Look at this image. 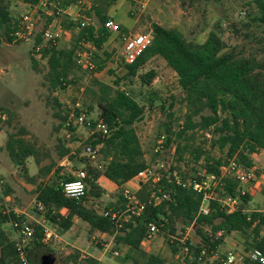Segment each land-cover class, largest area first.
<instances>
[{"label": "trees", "instance_id": "obj_1", "mask_svg": "<svg viewBox=\"0 0 264 264\" xmlns=\"http://www.w3.org/2000/svg\"><path fill=\"white\" fill-rule=\"evenodd\" d=\"M22 2L32 8L39 4L40 0H0V34L7 42L14 40L13 32L18 28L19 16L12 11L14 2ZM59 7L70 6L76 0H58ZM114 0H104L110 5ZM253 5L250 20L259 27H264V0H249ZM93 12L98 20L97 26L89 25L80 27V20H70L63 15L62 26L65 30L75 29L72 44L68 47L57 48L56 44L48 43L41 50V58L47 57L46 77L52 89L69 83V76L76 68H84L76 64L74 56L78 49L84 48V44L93 46L92 58L95 69L92 72L104 68V62L96 60L97 51L101 49L112 32L105 22L108 19L104 8L90 4L85 14L92 16ZM51 19L48 14L47 20ZM121 30V28H120ZM152 42L147 49L131 64L123 62L125 78H132L137 71L150 58L161 57L166 64L176 73L178 84L184 94L185 112L182 124H178V130L173 129L172 112L166 115L168 120L164 122L166 134L164 146L166 154L174 149V164L172 168L180 171L183 177L191 176L196 172L186 174L181 163L186 162L185 153H190L191 160L197 163L202 159L200 168L208 174H219V167L224 161L222 156H215L212 152L217 150L224 154L225 159L234 157L246 167L252 166L250 155L258 149L264 150V58L259 59L254 55H242L235 52L234 48L221 36V24L215 23L203 42L188 40L184 34L175 27H164L152 22L150 25ZM37 41L40 40L38 36ZM35 64V61H33ZM84 70L89 71L87 68ZM155 73L150 70L140 76L142 83H150ZM93 84L98 87L95 103L98 108L96 121L102 120L106 125V132H96L88 136L85 145L95 146L100 144V152L105 163L97 169L91 165L85 166L86 194L81 200H75L66 196L61 189L62 180H71L70 176L55 175L47 181H39L35 184L34 195L37 201L44 205L42 218L61 231H67L73 225L76 217L87 224L88 232H104L112 235L116 244L128 247L129 258L133 253L131 264H164L165 260L158 254L143 250L142 245L148 231V224L154 222L162 224L158 234L164 233L167 242L173 251L179 250L178 240H171L169 235H174L177 222L183 228L191 226V231L199 235V241L192 243L186 239L183 247L186 262L189 264H219L216 260L210 261L212 252L224 243L228 235H233L241 241L244 251L253 248L264 252V236L260 235V226L264 223V215L258 211L247 212L240 205L234 212L227 213L215 200H210L208 214H198V207L202 194L191 188H183L173 181L162 179L160 182L150 181L144 184L137 192L139 199H144L148 194L159 187L170 193V199L158 205H147L140 215H130L126 221H122V227L116 230L115 224L109 218L103 216L96 206L87 204L91 198H99L104 190L97 180L101 177L115 183L118 187L133 178L138 171L148 165L144 158V151L139 137L134 128L144 112V107L139 105L134 98L128 96L122 90L113 88L112 85L93 79ZM118 85V80L114 81ZM91 107H89L90 109ZM164 109V105H160ZM64 125L66 113L60 115ZM75 125L68 126L69 132L75 130ZM202 131L201 144H195V131ZM207 134L210 136L207 138ZM209 141V148L204 144ZM72 141L58 137L57 159L69 152L62 142ZM203 145V146H202ZM6 149L16 165H24L29 157H33L39 163V150L33 143L20 136L17 132H10L6 140ZM164 151V152H165ZM176 156V157H175ZM189 161H187L188 163ZM55 162L39 169L42 174H49ZM26 171V168L24 169ZM57 170V169H56ZM55 170V171H56ZM57 172V171H56ZM259 170L256 171L258 174ZM264 172V169L262 170ZM55 173V172H54ZM54 175V174H53ZM29 181H34L33 176L25 174ZM238 183L226 178L224 192L222 194H236ZM264 196V190H263ZM122 195V194H121ZM248 195L240 196V200L246 201ZM125 200L109 202L105 209L122 210ZM66 208L67 215H62L59 210ZM5 207L0 205V264H24L18 258L12 228L7 231L4 223L12 219H23L14 212H5ZM31 222V221H30ZM34 233L26 249L28 262L26 264H38L39 257L44 253H52L49 246L41 239L43 227L31 222ZM222 231L220 235L217 232ZM182 236V235H181ZM176 237V236H175ZM203 251V253H202ZM79 256V251L69 254ZM69 256V257H70ZM88 264H100L92 256H84ZM245 264H258L245 260Z\"/></svg>", "mask_w": 264, "mask_h": 264}, {"label": "rangeland", "instance_id": "obj_2", "mask_svg": "<svg viewBox=\"0 0 264 264\" xmlns=\"http://www.w3.org/2000/svg\"><path fill=\"white\" fill-rule=\"evenodd\" d=\"M58 1L61 3L63 0ZM77 1L71 4L70 12H75ZM89 4L104 8L107 18L113 19L121 30L112 32L101 49L97 51V62H104L102 70L92 72L84 68H76L69 76V83L66 82L63 86L54 89L50 87L46 77L47 57L35 56L32 51V41L7 42L0 34V205L7 206L26 221L36 223L41 222L42 218V213L35 205L36 199L33 193L35 184L52 176L54 178L55 175L66 174V166L59 165V159H57L58 137L64 139L68 136L72 137L69 148L73 153L68 159L74 174L79 169H85L86 165H92L80 154L88 138L87 130L77 126L71 134L67 126L59 127V124L62 123L60 115H64L76 101L82 104L88 117L93 119L97 117L98 108L95 98L98 87L93 84V79L124 91L144 107L143 115L134 123V128L148 164H153L157 160L172 159L174 162V149H170V152L166 154L167 150L158 153L154 148L158 134L164 132V122L168 120L166 115L168 112L173 113L171 121L174 130H178L177 123L183 122L184 94L178 84L177 75L161 57L154 56L138 69L134 77L125 78V68L120 54L122 33L148 32L151 23L155 22L164 27L178 28L188 40L203 42L214 24L219 22L221 36L234 48L235 52L242 55H254L259 59L264 58V27L256 26L250 20L254 8L249 0H148L144 8L131 0H114L110 5H106L104 0H90ZM54 6L59 4L52 0L51 5H40V8L35 10V16L39 17V27L45 26L52 19L51 16V19L47 20V16L48 11H52ZM32 10L33 8H29L22 2L16 1L12 4V11L17 17L23 12ZM91 14L93 23L97 26L98 20L93 12ZM61 17L64 18L60 16L58 19L63 29ZM75 34V29H63L56 47L70 46ZM150 70L155 73V76L150 83H142L140 76ZM116 80H118L117 86L114 85ZM161 104L164 105V109L160 108ZM10 132H17L38 148L39 163L33 157H29L24 165H16L12 161L6 149V140ZM202 134H204L202 131H195V144H201ZM64 144L67 145V143ZM204 145L209 148V141L207 140ZM212 152L225 160L224 154L217 150ZM184 157L186 162L180 164V169L186 174L191 173L194 168L196 171L200 169L202 159L195 163L188 152L184 154ZM250 158L252 166L258 167L259 172L253 180L242 184L248 198L246 201L240 200V205L247 212L258 211L264 215L262 193L264 150H256ZM53 162H55L53 171L57 169L54 175L40 173L41 167ZM25 174L33 176L35 180H27ZM100 184L104 193L99 198L90 197L87 204L98 205V208L102 210L109 202L119 201L122 195L119 187L110 189L109 185L106 187L103 181ZM47 224L49 225L48 222ZM3 228L7 231L11 229L9 223H4ZM185 229L180 222H177L174 235L181 238ZM56 233L59 241L56 244L47 245L52 250L50 256L55 259L54 264H88L83 259L85 252L95 256H99L102 252L100 264H131L132 258L136 256L131 253L130 257L126 258L129 254L127 246L121 243L116 244L113 237H101L96 231L87 232L83 225L67 233L57 229ZM260 235L264 236V223L260 226ZM188 239L196 243L199 241V235L190 229ZM72 243L76 247L70 245ZM105 245L109 247L104 252ZM182 246V243L177 244L179 250L173 251L164 233H161L155 234L151 240L142 245V248L163 257L164 264H189L185 259V247L182 248ZM112 249L117 250L119 254L112 255ZM229 249H243L241 241L232 234L225 238L216 253L221 255ZM76 250L79 251L78 257L69 255L74 254ZM40 254L42 256V253Z\"/></svg>", "mask_w": 264, "mask_h": 264}, {"label": "built area", "instance_id": "obj_3", "mask_svg": "<svg viewBox=\"0 0 264 264\" xmlns=\"http://www.w3.org/2000/svg\"><path fill=\"white\" fill-rule=\"evenodd\" d=\"M137 3L140 7L144 8L148 0H131ZM90 0H78L75 4V12H70L71 7L65 8L54 6L52 11H48V14L52 16V19L46 23L45 26L39 27V17L35 16V10L40 8V5H51L52 0H40L39 4L34 5L32 11H26L19 15L18 28L13 32L14 40L20 41H32V51H34L37 58L41 57V50L48 43L53 45L57 44L60 36L63 32L60 20L58 17L67 16L70 20H80L79 26L85 27L94 25L92 17L85 14L86 10L90 7L88 3ZM107 29L110 32H120V27L115 23L113 19L108 18L105 22ZM40 40L37 41V37ZM122 40L121 45V57L126 64L133 63L151 44L152 33L138 32V33H122L120 35ZM94 47L84 44V48L78 49L75 53L74 59L76 64L87 68L89 71L95 69V62L92 58V52ZM65 126L75 125L81 126L87 130V135H93L100 131L106 132V125L102 120L96 121L95 119L88 117L85 114V110L79 101H76L73 106L66 112ZM207 137L210 135L207 134ZM166 134H161L157 137L155 145V152L161 153L165 151L164 140ZM100 144L95 146L85 145L82 147L81 156L85 157L91 166L100 169L105 161L103 160L100 152ZM173 161L157 160L153 164H148L145 168L138 171L137 174L130 179L134 180L135 189L127 184L121 185L122 197L125 200L124 208L122 210L102 209L100 213L112 220L115 224L116 230L122 227V221H126L130 215H140L142 209L147 205H158L163 201L170 199V193L163 190L161 187L152 190L148 196L144 199L137 198L136 194L138 190L146 183L150 181L160 182L162 179H168L173 181L176 185L183 188H191L193 191L202 194L201 202L198 207V214H208L210 210V200H215L220 204V207L227 213L234 212L240 208V196L245 195V190L242 184H245L256 177V171L259 169L256 166L245 167L238 162L234 157L226 158L219 167V174L205 173L201 168L194 172L191 176L183 177L179 170L173 169ZM86 171L79 169L75 171L71 180L62 181L60 183L62 192L75 200H81L86 194ZM233 179L238 183L236 187L237 193L222 194L225 186V179ZM1 181V180H0ZM35 205L39 211L44 210V205L40 201H35ZM5 212H11V210L5 206ZM17 215V214H16ZM43 227V236L41 241L48 245L49 243L56 244L58 234L56 228L46 224L44 221L36 222ZM10 227L13 230V240L15 241L16 249L18 252L19 260L26 264L28 262L26 247L31 240L34 233V226L30 221L25 219H12ZM162 224H156L150 222L148 224V231L145 242L151 240L155 234H158L161 230ZM191 226L186 227L184 235L181 238L169 235L171 240H178L184 244L188 239L189 230ZM222 231L217 232L220 235ZM109 246L105 245L104 252ZM187 251V247H185ZM112 255H118L119 252L115 249L111 250ZM203 253V251H202ZM248 259L251 262L258 264H264V252L261 249L253 248L248 251L229 249L223 254L219 255L216 252H212L210 260H216L219 264H245V260Z\"/></svg>", "mask_w": 264, "mask_h": 264}, {"label": "crops", "instance_id": "obj_4", "mask_svg": "<svg viewBox=\"0 0 264 264\" xmlns=\"http://www.w3.org/2000/svg\"><path fill=\"white\" fill-rule=\"evenodd\" d=\"M68 138H70V136H68L67 138H66V140L68 139ZM70 142L71 141H64V142H62L63 143V145L65 146V147H67V148H69V147H71V144H70ZM64 143H67V145L66 144H64ZM73 153V151L72 150H70V148H69V152L66 154V155H64L62 158H60L59 159V165H61V164H64L65 166H66V170H65V173L66 174H64L63 176H70V177H73L74 176V171H72L71 170V166H70V164H71V162L69 161V159H70V155ZM69 156V157H68ZM69 158V159H68ZM39 161H40V159H39ZM68 165H69V167H68ZM68 167V168H67ZM54 168V167H53ZM54 172H55V170L53 171V169L51 170V172L49 173V175H53L54 174ZM50 178V177H49ZM48 178V179H49ZM47 179V180H48ZM47 180H45V181H47ZM42 181V180H41ZM62 181H64V180H62ZM61 181V182H62ZM101 181H103L104 182V184H106V187H108V185H109V187L108 188H110V189H115V188H118V186L115 184V183H113V182H111V181H109L108 179H106V178H103V177H101V178H99L98 180H97V182H98V184L99 185H102V184H100L101 183ZM124 184H127V185H129V186H131L133 189H135V184H134V180H129V181H127L126 183H124ZM97 208H98V205H97ZM99 210V212H100V209H98ZM59 212L62 214V215H67V213H68V210L66 209V208H61L60 210H59ZM41 221H44L46 224H47V222L43 219V218H41ZM49 225H51V224H49ZM80 225H83V228L88 232V229H87V224L85 223V222H83V221H81L80 219H78V218H74L73 219V225L67 230V231H62V232H65V233H67V232H70L72 229H75V228H80ZM51 226H53V225H51ZM53 227H55L56 228V230L58 229L57 228V226L55 225V226H53ZM101 237H106V236H108V237H110V238H112L113 236L112 235H109V234H107V233H104V232H99V231H96ZM74 243H76V242H74ZM74 243H72V244H70V245H72L73 247H76L75 245H74ZM78 249H80V248H78ZM81 251H84V250H81ZM86 253V255L85 256H92V257H94L95 259H97L98 261H100L101 260V258H102V252L99 254V256L98 255H91V254H89V253H87V252H85ZM45 254V253H44ZM104 254V253H103Z\"/></svg>", "mask_w": 264, "mask_h": 264}, {"label": "water", "instance_id": "obj_5", "mask_svg": "<svg viewBox=\"0 0 264 264\" xmlns=\"http://www.w3.org/2000/svg\"><path fill=\"white\" fill-rule=\"evenodd\" d=\"M55 259L50 254L45 253L41 256L39 264H54Z\"/></svg>", "mask_w": 264, "mask_h": 264}]
</instances>
